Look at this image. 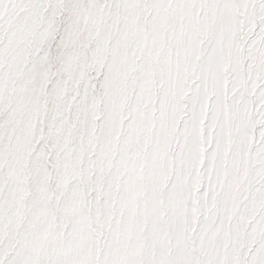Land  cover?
I'll list each match as a JSON object with an SVG mask.
<instances>
[{
  "label": "snow or ice",
  "instance_id": "6c2138e0",
  "mask_svg": "<svg viewBox=\"0 0 264 264\" xmlns=\"http://www.w3.org/2000/svg\"><path fill=\"white\" fill-rule=\"evenodd\" d=\"M0 264H264V0H0Z\"/></svg>",
  "mask_w": 264,
  "mask_h": 264
}]
</instances>
